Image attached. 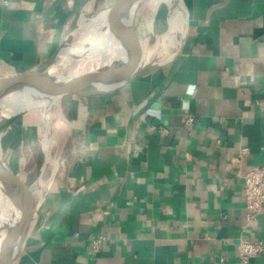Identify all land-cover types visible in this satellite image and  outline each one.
<instances>
[{"label": "crops", "instance_id": "0c3cea01", "mask_svg": "<svg viewBox=\"0 0 264 264\" xmlns=\"http://www.w3.org/2000/svg\"><path fill=\"white\" fill-rule=\"evenodd\" d=\"M87 2L0 0V76L52 55ZM183 2L170 60L67 96L65 152L12 264H240L241 240L264 244L242 184L264 167V0Z\"/></svg>", "mask_w": 264, "mask_h": 264}, {"label": "water", "instance_id": "95a60500", "mask_svg": "<svg viewBox=\"0 0 264 264\" xmlns=\"http://www.w3.org/2000/svg\"><path fill=\"white\" fill-rule=\"evenodd\" d=\"M95 1L88 0L83 7L87 13L92 12ZM142 1L112 0L107 8L92 17L94 19L105 12L108 13L111 41L101 44L92 55L76 58L75 61L80 62V67L75 73L67 71L58 75L49 71L62 64L61 55L65 40L76 34L79 24L84 21L78 22L75 33L66 34L54 53L44 61L26 71L0 76V104L5 98L22 92L64 98L77 94L83 95L92 88L118 89L147 75L170 60L178 52L185 32L187 11L184 2L171 0L172 28L168 32L165 31L163 36L143 39L137 35L132 23L136 9ZM89 5L91 9L89 8L88 12ZM114 55L124 57L121 60L114 59L108 62ZM15 119V117L0 119V188L8 206L19 211L20 218L13 225L8 220L0 226V264H12L19 256L23 250L24 236L29 231L34 214L31 188L21 183L19 176L8 166L2 156L1 141ZM55 164L57 168V162ZM52 177L53 174L49 181ZM17 193L23 195L22 202L18 201Z\"/></svg>", "mask_w": 264, "mask_h": 264}, {"label": "bare ground", "instance_id": "6f19581e", "mask_svg": "<svg viewBox=\"0 0 264 264\" xmlns=\"http://www.w3.org/2000/svg\"><path fill=\"white\" fill-rule=\"evenodd\" d=\"M170 2L171 0H148L141 11H138V8L136 9L132 23L134 25V30L140 38L147 39L150 37L163 36L165 31L168 32L172 28L173 14ZM90 6L91 5L87 7L88 12L91 9ZM108 24L109 17L107 12L94 19L91 18L84 23H80L76 34L69 36L65 40V47L61 55L62 64L51 68L49 72L58 75L67 71L75 73L80 67V62L75 61L76 58L92 55V53L98 50L101 44L111 41ZM122 57L124 56L114 55L108 62L114 59L121 60L123 59ZM66 100L67 96L64 98H52L34 92H22L3 100L0 104V119L15 117L16 119L12 126L18 125L20 128H23L29 123L32 128L36 129L37 134L41 135L42 141L41 144L39 143L40 148L42 150H47L51 142V137L53 136L52 133L57 131L60 132L61 128H63V121L65 119L64 104ZM25 120L28 121L26 124ZM23 121L25 122L23 123ZM47 162L49 161L46 156L43 168L40 171L41 176ZM55 163L56 162H53L54 171ZM41 176L37 179V185L34 190H31L26 182L23 181L22 176V178L19 177L21 183L26 187L28 186L32 191L34 198V214L31 219L29 231L25 234L24 239L27 238L31 230H35L40 221L41 212L38 211L37 205L44 198V193L49 184L44 185L42 179H40ZM42 186H44V188H42ZM17 196L18 201L22 202L23 195L17 193ZM19 218V211L8 206L0 188V226L8 220H10L9 223L13 225Z\"/></svg>", "mask_w": 264, "mask_h": 264}, {"label": "rangeland", "instance_id": "374dc122", "mask_svg": "<svg viewBox=\"0 0 264 264\" xmlns=\"http://www.w3.org/2000/svg\"><path fill=\"white\" fill-rule=\"evenodd\" d=\"M110 1L111 0H96L93 10L90 13H87L86 9L82 8L76 21L69 28V31L66 34L75 33L78 22H86V19L87 21L90 20L98 12L107 8V6L110 4ZM147 2L148 0H143L138 6V11H141ZM25 121H23V123ZM27 122L28 121H26L25 124ZM63 122V128H61L60 132L57 131V129V132L52 133L53 136L51 137V142L49 143L47 150H42L40 148L39 143L41 144L42 141L41 135H38L36 129L32 128L29 123H27L23 128L18 127V125L12 126L1 141L2 156L4 160L14 171V173H16L19 177H23L21 178L24 182H26L31 190L36 188V181L39 179V175L41 174L40 171L43 168L46 156L48 157L49 162H47L45 165L44 172L40 178L42 179L44 185H47L51 175L56 173V171L53 169V162H58L60 157L65 152L66 144L64 146L63 144L66 142V131L69 128L66 119H64ZM42 188H44V186H42ZM43 201L44 198L37 205L39 212L41 211Z\"/></svg>", "mask_w": 264, "mask_h": 264}, {"label": "built area", "instance_id": "2783aa9c", "mask_svg": "<svg viewBox=\"0 0 264 264\" xmlns=\"http://www.w3.org/2000/svg\"><path fill=\"white\" fill-rule=\"evenodd\" d=\"M187 122H191L188 118ZM244 207L249 220H256L264 211V167H254L242 177ZM264 244L260 241L243 239L238 245L240 264L260 255Z\"/></svg>", "mask_w": 264, "mask_h": 264}, {"label": "clouds", "instance_id": "9594fccd", "mask_svg": "<svg viewBox=\"0 0 264 264\" xmlns=\"http://www.w3.org/2000/svg\"><path fill=\"white\" fill-rule=\"evenodd\" d=\"M196 94V86L194 84H189L187 86V95L190 97H194Z\"/></svg>", "mask_w": 264, "mask_h": 264}]
</instances>
